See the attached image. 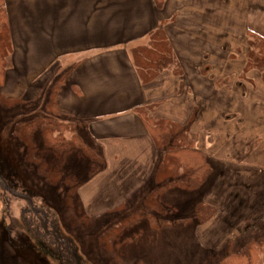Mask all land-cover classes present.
Masks as SVG:
<instances>
[{
	"label": "crops",
	"instance_id": "0c3cea01",
	"mask_svg": "<svg viewBox=\"0 0 264 264\" xmlns=\"http://www.w3.org/2000/svg\"><path fill=\"white\" fill-rule=\"evenodd\" d=\"M5 7L12 65L0 88L30 103L53 74L64 75L55 107L65 119L85 121L100 151L102 168L77 189L87 216L145 209L161 152L135 109L150 106L152 115L187 127L211 164L200 201L215 213L199 223L214 232L209 246L224 247L264 218V133L254 132L264 122V99L255 97L257 108L247 98L246 79L252 83L257 74L239 79L222 45L264 23V0H165L160 10L152 0H5ZM161 21L183 72L165 69L143 83L130 52ZM223 69L234 91L216 83ZM247 103L258 111L252 123L243 112Z\"/></svg>",
	"mask_w": 264,
	"mask_h": 264
},
{
	"label": "rangeland",
	"instance_id": "374dc122",
	"mask_svg": "<svg viewBox=\"0 0 264 264\" xmlns=\"http://www.w3.org/2000/svg\"><path fill=\"white\" fill-rule=\"evenodd\" d=\"M254 27L255 30L252 31L264 37V23L257 22ZM246 40V33L244 37L228 41L223 38V50H229L226 61H231L229 63L234 67L233 70L239 71V79H245V74L250 72L257 74L252 83L246 79L248 91L252 93H249L247 98L256 100L255 97L259 96L258 100H262L264 78L261 71L256 68L244 71L248 51ZM234 59L237 60L236 64ZM11 65L12 61L9 68ZM222 72L224 75L219 77L216 83L226 85L234 91L236 85L230 82L233 76L226 75L228 73L224 69ZM53 78L54 74L43 92L39 93V98L30 103L21 102L22 96L9 98L4 88H0V264H212L228 253L229 242H233L231 250L241 248L247 230L239 239H230L218 250L209 246L208 234L214 232L211 228L208 230L199 227L201 222L194 216L196 204L206 203L200 201L203 189L188 191L178 188L162 195L163 202L167 205L161 209L162 214L152 212L155 216L153 219L142 217L130 225L118 239L107 237L103 242L106 248H101L102 242L99 238L106 230L115 226L114 224L117 225L124 217L130 215L132 209L93 217L85 214L86 210L81 205L77 192L70 189L75 184V179L80 186L85 185L98 173L99 164L89 160L88 156L66 158L65 162L61 161L60 164L65 169H71L75 177H71L66 186L62 183L51 186L37 172V164L31 163H43L46 158L44 155H47L41 152L43 146L39 142L36 145L32 143L38 147L41 157L36 159L33 156L30 158L31 162H27L23 147L16 143L12 136L18 122L40 115L46 116L50 93H53L55 88L57 93L59 89V85H56L57 77ZM3 83L4 81L0 85ZM239 90L246 93L245 86ZM7 100H16L17 103L14 107L6 109L2 103L8 102ZM258 100L254 105L257 107L260 104L262 108ZM242 107L247 122L252 123L258 115L257 109H251L250 103ZM70 120L82 122L75 133L88 148L95 149L100 155L94 140L88 134L86 122L75 118ZM261 128L253 130L258 134L260 131L264 133V122H261ZM247 130V136H250L253 133L251 126ZM224 136L225 133L222 132V142L226 144L227 138L224 139ZM239 136L247 137L245 132ZM45 175L54 179L50 174ZM70 194L71 200L68 201ZM251 227L259 231L255 237L257 240L264 238V218ZM256 264H264V247Z\"/></svg>",
	"mask_w": 264,
	"mask_h": 264
},
{
	"label": "trees",
	"instance_id": "16d2710c",
	"mask_svg": "<svg viewBox=\"0 0 264 264\" xmlns=\"http://www.w3.org/2000/svg\"><path fill=\"white\" fill-rule=\"evenodd\" d=\"M157 9H162L165 0H152ZM161 21L157 27L148 35L147 42L133 48L130 57L140 80L145 83L155 78L161 71L168 69L175 75L182 74L181 64L172 48L165 32V23ZM246 43L248 51L244 71L256 68L261 71L264 78V37L252 30L246 32ZM12 56V42L5 7V0H0V83L3 82L5 73L9 69ZM64 75L57 77L58 84L63 82ZM57 83V82H56ZM56 88L50 93V99L46 107V116H36L27 121L18 122L12 132L13 139L23 148L27 162H31L33 156L41 157L38 153L39 142L42 145V154L46 158L42 164L31 162L35 165L37 172L43 177L48 185L66 184L75 175L71 169L63 168L60 162L66 158L88 156L89 160L99 164L97 171L102 168L103 159L95 149L88 148L75 130L81 127L82 122H74L65 119L55 107ZM2 97H0V100ZM3 102L6 109L12 108L16 100ZM21 101V100H17ZM15 102V103H14ZM26 103L25 101H21ZM154 108L142 106L135 112L142 118L151 139L161 152V159L154 173L156 187L144 200L145 209L136 210L123 218L120 223L114 224L111 229L99 238L100 247L107 237L118 239L120 235L142 217L153 219L152 212L163 213L161 209L165 206L162 195L172 189H184L188 191L198 190L211 182L212 167L207 156L195 146L194 137L188 132L187 127L169 118L154 116L151 114ZM32 143H35L32 144ZM41 149V147H40ZM47 158L49 162H47ZM57 161L59 163H57ZM43 165V166H42ZM96 171V172H97ZM50 174L51 177H47ZM61 176H64L61 178ZM80 184L75 179V184L70 191L77 192ZM71 194L68 201L71 200ZM215 213L214 206L198 202L195 206V217L199 222H206ZM187 221V219H186ZM125 228L124 230H121ZM259 231L255 227L247 229L241 248L231 250L233 242L228 243V253L212 264H256L258 257L264 247V238L257 240ZM112 239V240H113ZM118 246V244H116Z\"/></svg>",
	"mask_w": 264,
	"mask_h": 264
}]
</instances>
